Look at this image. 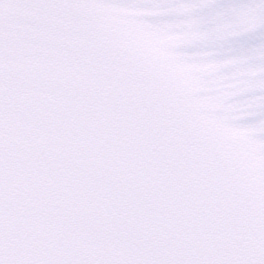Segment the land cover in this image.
<instances>
[{
	"label": "snow or ice",
	"instance_id": "6c2138e0",
	"mask_svg": "<svg viewBox=\"0 0 264 264\" xmlns=\"http://www.w3.org/2000/svg\"><path fill=\"white\" fill-rule=\"evenodd\" d=\"M0 264H264V0H0Z\"/></svg>",
	"mask_w": 264,
	"mask_h": 264
}]
</instances>
